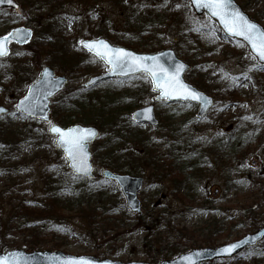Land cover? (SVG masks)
I'll list each match as a JSON object with an SVG mask.
<instances>
[{"label": "rangeland", "instance_id": "1", "mask_svg": "<svg viewBox=\"0 0 264 264\" xmlns=\"http://www.w3.org/2000/svg\"><path fill=\"white\" fill-rule=\"evenodd\" d=\"M16 1L25 7L27 17H23V14L18 13L19 11L14 15H5L0 22V35L7 33L11 28L20 27L22 25L27 26V24H29L28 27L39 32V35L35 34L34 36L36 39L35 42L38 40L36 42L38 43L42 39L43 33L46 32L45 34H47L44 28L47 27L51 18L53 16L57 17L56 15L59 13H61L60 16L64 14L69 19L63 21L65 23H63L61 27L64 29V33H66L64 40L67 44V53L72 56L75 55L80 57L83 64L87 63L89 65L91 73L85 72L83 68L72 69L71 64L62 65L61 63H57L59 66L52 65L51 67L56 70V73L69 77L67 86L70 88L81 87L90 76L106 71L104 68H100V65L97 64L96 61H93L86 53H78L77 50L74 49V43L69 41V38L73 37L74 29L78 27L76 25L81 24L82 29L79 30L80 36L78 40L81 39L84 32L92 27L91 23L87 21L86 17L83 15L96 9L101 10L104 17L106 16L107 24L105 25L114 28V30L111 29L112 31L124 33L125 30L123 25L125 16L122 9H114L110 4L105 2L106 0H104V2H101V0H93L91 5L86 7L87 10L85 12L83 9L85 8L84 5H80L74 0L73 2L68 0L65 3L55 5L56 10H59V12H56L53 2L48 3V6H41L39 4L32 6L30 2L28 3L25 0ZM234 1L244 9L245 13L248 14L251 19L257 21L259 25L264 27V0ZM138 2L139 3H136L133 9L135 11L139 9L141 14L150 15L149 18L154 20V24H158L162 21L159 15L166 10L168 2L179 4L181 7L184 3L182 0H139ZM37 9H40V11ZM176 11H179V7ZM182 12L183 11H181V13ZM48 16L51 17L48 18ZM185 17L186 18H182L170 26L172 29H169L164 35L160 33L157 34L155 30H150L154 35L148 34L146 37H148L152 44L146 42V45L149 44V46L160 47L159 49L161 50L172 49L179 60H182L190 66L192 60H197L199 65L193 68L195 74L199 73V80H201V83H204L208 89L215 92H217V90L213 88V80L209 72L217 71V75H219L220 78L216 79L221 84V90L225 91V88L229 89L237 85L243 101L242 103L233 104L228 98H225V102H223L219 98H216L215 94L200 88L201 86L197 85L195 82L198 80H191L186 73L184 76L185 81L197 87L199 91L205 92L215 101L214 107L208 111L209 113L205 118L201 119L197 124H192L190 120L196 113L195 106H179L176 104L171 105L163 102H155L153 99L154 93L150 91L151 89L149 90L150 84L146 79L145 83L141 84V86L147 90L146 98L141 103V106L153 104L159 119L161 118L163 122L162 125H165L166 131L163 128H153L151 132V127L145 125L140 126L141 129L144 133L149 132L152 139L159 140L156 146L161 147V150H163L161 152H164V145L170 140V136H172L169 133L168 126L165 124L166 118L171 116H174L173 123L177 125L176 129H181L182 123H184L189 134L196 140L198 150H203L210 142L216 139L220 140L224 138L229 134L227 129L233 128L238 122L236 121L237 117H242L243 115L252 118L248 120L252 122V125L258 118L262 120L263 122H260L257 128L259 127V129L264 132V69L260 71L254 66V58L250 56L246 46L239 43H236V45L227 44L229 42L228 40L219 37L216 26H214L207 17L197 18L194 17L193 13L191 15L190 13L189 15L185 14ZM133 23L132 28L135 27V32L131 31L125 34L126 38L133 40L137 38L136 31L138 27L147 29L149 24H151L148 22H140L134 25ZM105 25L101 24L100 29H104ZM192 28H194L195 31L194 35L190 34L192 33ZM41 30H43V32H41ZM93 30L99 33L97 32L98 28H94ZM181 30L183 31L182 35L178 33ZM101 37L107 38L106 36ZM148 39L145 38L144 40L146 41ZM110 42L113 43L112 41ZM21 49L13 47V51H16L18 54L27 52V50L21 51ZM45 56L46 55L42 53L40 57L42 67L43 65H49ZM47 58L50 60V57ZM53 60L54 59H52V61ZM11 62L12 59L5 60L6 64L4 65L9 66ZM33 75L37 78L39 71L35 70ZM233 77L236 79L233 80ZM246 79H248L253 85V89H255V100L250 97L248 98V92L244 90V88H246V83L243 82ZM134 83L133 80H129L126 85L129 86ZM220 84L217 83V86ZM27 86L28 85L22 84L20 90H17L14 86L5 88L6 90L3 92V96L6 101L4 103L2 102L0 105L12 108L13 104L23 96ZM106 89H108V87L102 84L97 85V87H94L91 92L85 95L86 100L89 99L90 102L97 101L100 97L104 96ZM56 103L57 98L52 101V108L55 107ZM122 116L124 117V114H122ZM255 116H258L256 120ZM229 118H234V120L229 121ZM52 123L56 124L58 121L52 120ZM35 128L38 129V126H32V129ZM46 128L47 127L43 126L44 132L48 135L46 146L45 144L42 147L30 146L24 151L28 159H31L33 155L35 158L36 153L39 154L37 155V167L40 170L34 169L33 166H31L29 169L30 176L26 181L27 183H20L21 185H17L15 189L8 192L6 200L0 199V225L3 227L2 233L0 234L1 252H9V250L19 248L28 250L26 244L29 243L31 240L30 238L35 237L37 239L34 241L37 242L38 247L35 250H60L70 255L98 256L102 259L108 258L114 261L118 260L122 263L137 261L147 263L151 262V254L162 251L164 252L163 254H165L169 249H176L177 254L183 252L187 253L193 249L221 246V244L231 243L238 239L237 237L245 232L243 228L238 230L234 228V225H241L245 222L237 217L238 213H241L243 210L241 207H247L246 205L252 201H258L260 196L255 190L249 193V191L242 188L238 189V191L234 190L228 193L226 191V183L243 178L247 179V177L250 176L256 178L262 175L264 177V143L259 147L256 153L250 154L245 162H243L241 158L237 159L234 162L236 163L234 167L229 164L221 165L216 161L215 156L206 151L204 152L205 160L202 162L205 165V175H203L201 179L191 182V184H186L189 188L184 189L181 193L174 192L171 180L164 175L155 176L156 179H152L149 178L150 171L148 170L143 175L140 172L134 174L144 179L142 190L138 193V200L141 202L142 213L139 216L141 219L136 216L137 214L134 215L127 209L121 192H117V190L107 185L106 191L109 193L108 199L111 201L107 209H113V207H115L113 211L116 213L113 216L119 218L120 223L118 226H114V228H101V226H94L91 228L84 220H80L72 209L70 211H63L61 205H54L46 199L48 193L45 190L42 176L38 174L41 175L40 171L44 169L46 165L50 167L51 172L58 166L64 170L66 165V163L62 161L61 151L55 149L54 140L47 133ZM102 133H104V135L101 136L102 138L100 137L97 143L91 146L93 153L95 148H103L104 146L99 147V144L105 143L113 134L110 127H106ZM125 139L122 137L118 138V135H116L115 139L113 137L110 147L112 150H110V152L100 151L97 160L92 157L94 170L98 172L101 171V169L104 168V161L107 163L113 162V165L116 163L120 168L127 167L132 160L135 162L139 161L140 158H142L141 153L137 155L133 147L124 142ZM175 139L179 140L180 137H176ZM128 143L130 142L128 141ZM179 144L185 148L188 147L186 144L189 143H187V139H182ZM210 146H212V144H210L209 147ZM111 152L113 157L106 155ZM179 154L181 155L180 150ZM251 160L255 163L253 166L250 164ZM7 184L9 183L0 182V190H3ZM182 194L183 199L180 197ZM194 198L197 199V202L192 207V210L185 208L186 205L184 204ZM204 198L211 199V201L207 203L208 205L202 204L201 200ZM257 205L260 208L256 210L255 216L259 217L262 223H264V202L260 205V201H258ZM22 206H30L31 210H34L36 213L39 212L40 209H43L42 212L44 213L46 211L48 214L43 215L45 217L39 218L38 220L28 214V222L23 219L12 221V219L16 217L15 214L20 213V215H25V212L21 209ZM230 207L233 209L228 210L227 208ZM62 216H64L65 219H63ZM210 220H216L221 229L225 228L221 236L215 240V245L211 246L201 240L204 236L197 237L191 234L192 231L202 228L203 224ZM10 221L15 224L18 222L27 223L31 228L25 233H17L14 231V228L11 227L12 225H7V222ZM247 222H249V220ZM42 224H44L45 227H41ZM52 226L58 227V230H53L51 228ZM59 227L61 228L59 229ZM229 227L233 229L231 234L228 231ZM146 237L147 242H150L154 249L149 252L148 244L145 242ZM25 241L27 242L24 243ZM170 258H172V256H168V258L164 259L163 256L160 255L156 263L169 260ZM243 258L241 259L243 260ZM211 263H217V261H212Z\"/></svg>", "mask_w": 264, "mask_h": 264}, {"label": "trees", "instance_id": "2", "mask_svg": "<svg viewBox=\"0 0 264 264\" xmlns=\"http://www.w3.org/2000/svg\"><path fill=\"white\" fill-rule=\"evenodd\" d=\"M26 2H30L32 6L37 4L41 6H48V3L53 2L54 9L56 12L55 5L65 3L68 0H25ZM73 2V0H69ZM77 1L80 5H84V11L86 12V7L91 5L93 0H74ZM139 0H106L105 2L110 4L114 9H122L124 12V33H120L118 31H112L114 28L105 25L107 24L106 16L104 17L101 10L96 9L92 12L89 11L85 13L83 16L86 17L87 21L91 23L90 28L84 32L81 38H95L96 36H106L110 41H112L115 45H121L124 47H129L134 51H142V52H155L159 51V48L154 46L146 45L150 43L148 39L149 35H154L150 30H155L156 33H160L164 35L167 33L169 29H172V26L175 22L182 18H186L185 14H192L190 7L187 5L186 0H182L183 6H179V11L177 10V4L173 2H168L166 5V10L159 15V18L162 21L158 24H154V20L149 18L150 15L141 14L140 10H134V6L136 3L138 4ZM104 2V0H101ZM179 5V4H178ZM41 9V8H40ZM40 9H37L40 11ZM82 9V10H83ZM181 11H183L181 13ZM20 14H23V17L26 16L25 7H21L19 10ZM14 15L11 11H1L0 12V22L1 19L5 15ZM61 13L53 16L51 20L48 22L47 27L44 28L47 31V34L43 33L42 39L36 43L35 37L29 46H26L23 50H27V52H21L20 54L16 53V51L11 53L10 60L12 59L11 65L6 66L4 64L5 61H0V104L5 102L3 92L6 90L5 88L16 87L17 90L21 89L22 84L29 85L35 80L33 75L34 71H40L42 66L40 63V57L43 53L45 59H47V63L50 66H54L61 63L71 64L72 69H85L89 74L91 73V68L87 63L83 64L82 59L77 56H72L67 53V44L64 40L66 37V33H64V29L61 28L62 24L65 23L66 15L60 16ZM51 16H48V18ZM55 17V18H54ZM79 18V17H76ZM69 20V19H68ZM148 20V21H147ZM156 20V19H155ZM151 23L149 24L147 29H143V27H138L136 33V39L126 38L125 34L129 32H135L134 28H132V23ZM104 24L105 28L100 29V25ZM95 25V26H94ZM180 25V24H179ZM29 26V24H27ZM76 29H74L73 37L69 38V41L73 42L74 49L77 50L78 53H83L78 48V37L80 36L79 30L82 29L81 24L76 25ZM94 28H98L99 33L94 32ZM181 28V27H180ZM218 30V29H217ZM191 35L195 34L194 28L191 29ZM43 32V30H41ZM218 36L220 32L217 31ZM145 35V36H143ZM179 34H183V31H179ZM177 33V34H178ZM34 34L39 35V32L34 30ZM40 37V36H39ZM147 38L148 40H144ZM192 38V37H191ZM193 39V38H192ZM147 42V43H146ZM236 45V42L229 41L227 44ZM152 44V43H150ZM89 55L88 53H86ZM90 56V55H89ZM50 57V60L47 58ZM93 61H96L97 64L100 65V68H104V65L100 63L98 59L90 56ZM52 59H54L52 61ZM60 60V61H59ZM56 61V62H55ZM58 63V64H57ZM254 66L257 67L260 71L263 69L262 67L257 66L256 62H253ZM197 60H192L191 69L187 73L188 78L195 81L197 85L201 86L203 90L210 91L215 94L216 98H219L221 101L225 102V98H228L230 102L233 104L242 103L243 98L240 94V90L238 86H232L229 89L225 88V91L221 90V84L216 78H220L217 75V71L209 72L212 80H213V88L217 90V92L210 90L207 86L201 83L199 80V73L195 74V70L193 68L198 67ZM258 70V71H259ZM33 75V76H32ZM143 77V76H140ZM139 78V77H138ZM135 83L129 86L121 84L120 81H107L105 84H102L108 89L104 93V96L100 97L97 101L86 100V94L91 92L93 88H84V86L70 88L68 86L60 93L57 97V103L52 110L51 116L52 119L57 120L58 124L63 127H67L68 125L81 123L82 125H93L101 129V133L104 132L106 127L111 128V132H113L112 137L107 139L105 143L99 144L100 146H104L103 148H95L93 157L97 160V157L100 154V151L110 152L112 150L111 143L118 135V138L125 139V143L127 145H131L133 150L137 152V155L141 153L142 158L139 161L132 162L127 167L118 166L116 163L113 165V162L107 163L103 162L104 168L112 169L118 173H128L135 174L140 172L142 175L148 171H150L149 178L156 179L155 176L164 175L166 178H169L173 184L174 192L181 193L184 189L189 188L186 184H191V182L197 181L201 179L203 175H205V165L202 163L205 160L204 152H208L211 155L215 156L216 161H218L221 165L229 164L234 167L236 163H234L237 159L241 158L243 162L247 160L250 154L256 153L259 147L264 143V132L257 128L262 120H259L258 116L255 118L256 122L252 125L251 119H246L247 115H243L242 117H237V124L230 129H227V134L224 138L218 140H214L210 142L212 146L209 147L210 144L206 146L203 150L197 149L196 140L193 139L192 135L189 134L188 130L182 123L181 129H176L177 125L173 123L174 116L166 118V126L169 129L170 140L165 143L164 152H161V147L156 146L159 140H154L150 136L149 132L144 133L140 126L133 123L131 119V112L135 108H139L142 102L146 98V89L141 86V83ZM220 85L217 86V83ZM235 82V81H234ZM233 82V83H234ZM238 82V80H237ZM236 82V84H237ZM144 83V82H142ZM243 83H246V88L244 90L248 92V98L256 99V92L253 89V85L246 79ZM133 85V86H132ZM126 86V87H125ZM24 89V88H23ZM150 90V88H149ZM239 91V93H238ZM254 99V100H255ZM95 102V103H94ZM240 106V105H239ZM10 113L6 116H3L0 119V182H8L7 186L0 190V199L6 200L8 196V192L15 189L17 185L26 184L29 175V169L33 166L34 169L40 170L37 167V155L32 156L31 159H28L25 155V149L31 147H42L46 146L47 134L43 130V124L38 121L28 120L27 118L21 116L16 112H12V108H9ZM124 114V117L122 116ZM127 118V119H125ZM262 118V117H261ZM229 121L234 120V118H229ZM200 120L196 119L195 116L191 117L190 122L192 124L199 123ZM161 118L159 119L158 128H163L166 131L165 125H162ZM38 126V129H32V126ZM106 126V127H105ZM152 132V130H151ZM104 135L102 133L100 137ZM176 137H180V139L176 140ZM184 137V138H183ZM102 138V137H101ZM187 139L186 144L188 147L183 148L179 143L180 140ZM176 140V141H175ZM128 141L130 143H128ZM49 145V144H48ZM47 145V146H48ZM179 150L181 151V155L179 154ZM264 152V149H263ZM109 157H113L112 152L107 153ZM64 162V161H63ZM47 164V163H46ZM41 175L43 178V183L45 185V190L47 191L46 199L50 201L54 205H61L62 210L70 211L71 209L74 211V214L80 218V220H84L91 228L96 227H113L119 225V218L114 217L113 215L116 213L113 209H107L111 201L108 199L109 193H107L106 188L107 185L111 186V188L117 190V187L114 183L106 182L100 180L99 173L95 175L94 179L85 180L78 179L74 177L70 171L67 170V167L62 170L59 166L53 169V172L50 171V167L46 165L44 169L41 171ZM193 172V173H192ZM246 177V176H245ZM254 184V186H253ZM257 185V187H256ZM226 191L229 193L231 191H238V189L242 188L244 190L249 191L251 193L252 190L257 191L260 195L258 201H260V205L264 202V177H247L239 180H233L226 183ZM67 198H66V197ZM181 198L183 197L180 196ZM183 199V198H182ZM211 199H202L201 202L203 205H208ZM258 201H252L247 207H241L243 210L241 213H238L237 217L241 219L243 222L241 225H234L235 230L245 229V234L252 230L260 228L263 223L261 219L255 216L256 210L258 207ZM197 202V199H191L186 204L187 209L192 210V207ZM240 208V209H241ZM21 209L25 212V215H20V213L15 214L18 218H13V220H25L28 222V214L32 215L33 218L39 219L43 218L47 215L48 212H42L43 209H40L39 212H35L31 210V207H21ZM228 210L233 209L232 207L227 208ZM61 213V212H60ZM141 219V217L137 216ZM63 219L64 216H62ZM249 220V222H247ZM7 222V225H12L14 231L17 233H25L31 227L27 225V223H14ZM1 222V221H0ZM64 223V221H63ZM1 224V223H0ZM65 224V223H64ZM233 226V225H232ZM41 227H45L44 224ZM63 227V226H61ZM59 227V229L61 228ZM53 230H58V227H51ZM217 228V229H215ZM223 229V230H222ZM220 228L218 222L216 220H210L209 222L203 224L202 228L198 230H194L191 232L192 236H204L201 239L203 242H206L209 246L215 245V240L221 236L222 231L225 228ZM3 227L0 225V234L2 233ZM231 234L233 231L232 227H229L228 230ZM239 236V237H242ZM237 237V238H239ZM29 243L26 244V248L28 250L37 249V238H30ZM25 241L24 243H26ZM146 244H148V252L154 250L152 248V244L147 242V237L145 238ZM199 247V246H198ZM169 252V253H168ZM158 252L150 255L151 262H157L158 256L162 255L163 258H168V256L177 255L176 249H169L167 253ZM244 257V258H243ZM243 258V260L241 259ZM211 264H264V242L256 245L253 249H246L242 254L232 258V260H223L222 262L211 263Z\"/></svg>", "mask_w": 264, "mask_h": 264}, {"label": "water", "instance_id": "3", "mask_svg": "<svg viewBox=\"0 0 264 264\" xmlns=\"http://www.w3.org/2000/svg\"><path fill=\"white\" fill-rule=\"evenodd\" d=\"M189 5L191 6L195 16L200 17V15L205 14L210 19H212L220 31L222 32L223 36L228 39H234L236 41H239L243 43L245 46H247L248 52L252 57H254L258 63L259 66L264 67V60H261L259 58V55L253 51L252 46L244 40L243 37L235 36L229 33V31L224 27L223 23L221 22L220 18L218 16H215L212 14V11L205 7L204 5L209 2V0H187ZM232 5L238 9L251 23L256 24L261 30H264L261 25L256 23L255 21H252L248 14H246L244 11H242L241 7L232 0ZM20 5L16 3L14 0H12V3L9 4L7 0H0V10L2 9H12L14 11L19 10ZM15 30H20L21 36L23 38H11L10 41L7 44V55H0V58H6L10 54L11 50V44H14L16 46H26L31 42V39L33 37V30L32 28H27L25 26H20L18 28H13L9 30V32H13ZM8 32V33H9ZM8 33L1 35L0 37L6 36ZM81 41L84 42H90V41H105L107 42L113 49L116 48H122L119 46H114L107 40L103 38H95V39H84L80 40L79 47L85 52L91 54L95 58H98L102 63H104L107 66V71L104 72L101 75H97L95 77H91L89 80L86 81L84 84L85 87H92L96 86L97 83L107 81V79H127L130 76H136L139 74H145L148 79L149 83H151L152 90L154 89V83L152 75L146 72L143 68H136V69H129L127 66L124 68H113V65L106 63L104 60L100 59L99 57L95 56L92 52L88 50L87 47L84 46V44L81 43ZM127 52H130L134 54L136 57L144 58L140 61V63L147 65L149 68H152L153 72H155L157 75H166L171 76L175 73L177 66L183 65V69L179 72V78L191 88L195 89L199 93H202L204 97L210 101V103H201L199 101L191 100V99H184L179 96H172L169 98H164L160 94V90L157 88L154 92L158 93V95L154 98L155 101H165L166 103L172 104V103H186L190 105H197L196 109V118L202 119L205 117V115L208 113L209 109H211L214 105L213 98L211 96H208L205 92L199 91L197 88L189 84L187 81L184 80V74L189 71L190 65L183 62L182 60H179L176 57V54L174 50L165 49L160 50L159 52L154 53H136L135 51H132L130 49H125ZM152 57H155L156 60L153 61ZM163 70V72L161 71ZM67 83V77L63 75H55V72L53 69H51L49 66H44L39 78L34 81L29 87L27 92L23 95L22 98L15 104L16 110H18L23 116H26L30 119H37L44 124H48L50 119V104L51 100L60 93L64 88L65 84ZM31 88V92L29 89ZM28 96L29 99L25 101L23 107L20 106V103L24 98ZM0 109L3 111H0V117L7 114L9 110L5 108L4 106H0ZM145 109H151L150 116L151 119H147L146 115L144 114ZM136 115V120L134 121L136 124H147L150 126H156L158 124V121L156 119V115L154 114V106L147 105L144 107H140V109H136L132 112V115ZM54 125V124H53ZM52 126V125H51ZM48 127V132L51 136L57 138V134L50 131V127ZM55 126H58L62 129H91L93 130L96 135L87 137L85 140V152L87 153V163L90 165V168L87 172L83 171H77L75 167H73V162L69 158L66 149L64 146H62L58 138L55 141L56 149H59L63 152V159L67 161L70 171L77 177H83V178H92L94 176V170L91 162V150L89 149L90 144L94 143L99 136V130L93 126H83L80 124L77 125H71L67 128H63L60 125L56 124ZM76 133H74L75 135ZM253 164V163H252ZM102 178L105 180L113 181L117 184V186L122 191V194L124 195V199L126 201V206L129 208L130 211L133 213L137 212L138 214L141 213L140 207L141 203L140 200H138L137 195L138 192L141 190V187L143 185L144 179L140 177L130 176L127 174H117L109 170H103ZM264 240V224L262 228H259L255 231H252V233L245 234L242 236L240 240L232 241V243L228 244H221V246L211 247V248H200L196 250H190L187 253H181L179 256L169 259L160 261L158 263H145V262H126L122 263L117 260H111V259H101L89 255H83V256H77V255H70L67 253H64L63 251H46V250H40V251H25L23 249L19 250H10L7 253L0 252V258H3L8 261V264H69V261H77L79 262L81 259H83L86 264H205L211 261H222L224 259H232V257L239 255L243 252L245 248H252L253 246L257 245L258 243L263 242ZM235 244L237 245L236 248L225 251V249L228 248L229 245ZM14 254V255H10Z\"/></svg>", "mask_w": 264, "mask_h": 264}, {"label": "snow or ice", "instance_id": "4", "mask_svg": "<svg viewBox=\"0 0 264 264\" xmlns=\"http://www.w3.org/2000/svg\"><path fill=\"white\" fill-rule=\"evenodd\" d=\"M9 4L12 0H7ZM208 7L212 14L218 16L223 23L224 27L235 36L243 37L251 46L254 52L259 55L261 60H264V30H261L256 24L251 23L238 9L232 5V0H209L207 4L204 5ZM179 7V5H177ZM11 38H23L21 36L20 30H15L9 32L6 36L0 37V55H7V44ZM85 47L88 48L95 56L104 60L106 63L113 65V68H124L127 66L129 69L143 68L146 72L152 75L154 83V91L158 88L160 94L164 98H169L172 96H179L184 99H191L199 101L201 103H210L202 93H199L195 89L191 88L188 84L184 83L179 78V72L183 69V65H179L176 71L171 76L157 75L153 72L152 68L147 65L140 63L144 58L136 57L134 54L127 52L125 49L116 48L113 49L105 41H81ZM153 61L156 60L155 57L150 58ZM163 72V70H161ZM227 75V74H225ZM233 80L236 78L233 77ZM31 92V88L29 89ZM29 99L28 96L21 101L20 106L23 107L25 101ZM0 111H3L0 109ZM151 109H145L144 114L147 119H151L150 116ZM136 115H133V120H136ZM246 119H251V117H246ZM50 123V122H49ZM50 131L57 134L59 143L65 147L69 158L73 162V167L77 171L87 172L90 165L87 163V153L85 152V140L87 137L95 136L96 133L91 129H62L58 126L52 125ZM74 133H76L74 135ZM237 245H229L225 251L236 248ZM14 255V254H10ZM0 264H8V261L0 258ZM69 264H86V262L81 259L77 261H69Z\"/></svg>", "mask_w": 264, "mask_h": 264}]
</instances>
